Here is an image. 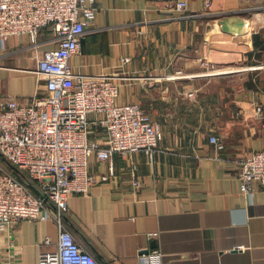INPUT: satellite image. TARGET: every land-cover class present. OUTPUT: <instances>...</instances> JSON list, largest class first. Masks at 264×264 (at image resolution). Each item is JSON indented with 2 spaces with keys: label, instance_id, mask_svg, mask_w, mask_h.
Returning <instances> with one entry per match:
<instances>
[{
  "label": "crops",
  "instance_id": "0c3cea01",
  "mask_svg": "<svg viewBox=\"0 0 264 264\" xmlns=\"http://www.w3.org/2000/svg\"><path fill=\"white\" fill-rule=\"evenodd\" d=\"M94 0L79 51L77 73H114L119 102H138L162 127L151 151L88 155L96 176L86 191H69L65 225L100 264H148L152 248L162 264H264V186L251 200L238 188L235 158L264 148V0ZM227 16V28L219 19ZM31 43L11 34L0 56V101L28 100L44 91L34 70L56 44L49 25ZM127 56L126 61L121 57ZM199 58L221 71L206 70ZM90 113L89 119L96 117ZM86 137L105 143L90 121ZM215 134L223 146L208 141ZM112 162V174L101 178ZM0 155V168L7 167ZM136 180V182H135ZM0 230V264H37L44 235L58 226L21 219Z\"/></svg>",
  "mask_w": 264,
  "mask_h": 264
},
{
  "label": "built area",
  "instance_id": "2783aa9c",
  "mask_svg": "<svg viewBox=\"0 0 264 264\" xmlns=\"http://www.w3.org/2000/svg\"><path fill=\"white\" fill-rule=\"evenodd\" d=\"M205 0V6L209 4ZM176 9L186 6L175 0ZM94 0H0V56L11 34L26 33L31 43L40 27L49 25L56 44L44 49L34 70L43 75L44 91L28 100L9 95L0 101V155L26 172L36 183L33 192L26 178L16 175L9 166L0 168V230L21 219H52L58 226L54 241L44 235L40 242L54 247L39 248L37 264H100L85 249L64 223L69 191L83 193L96 181L88 170V155L109 159L112 152L151 151L157 148L162 127L138 102H119L118 81L109 72L77 73L69 58L79 51L84 26L94 13ZM122 61L128 59L121 57ZM206 68L201 74L221 71L213 62L199 58ZM255 113L264 117L261 104ZM90 113L97 116L89 119ZM100 125L105 143L86 137L88 123ZM208 141L216 148L222 141L213 133ZM240 191L251 200L253 185L264 186V148L235 158ZM112 174L109 160L107 172ZM136 182V180H135ZM46 196V199L43 197ZM148 264H162V252H147Z\"/></svg>",
  "mask_w": 264,
  "mask_h": 264
},
{
  "label": "water",
  "instance_id": "95a60500",
  "mask_svg": "<svg viewBox=\"0 0 264 264\" xmlns=\"http://www.w3.org/2000/svg\"><path fill=\"white\" fill-rule=\"evenodd\" d=\"M219 22L221 24V28H227V16L223 15V17H221L219 19ZM2 156V155H1ZM3 159H5L6 163H8V166L13 169L14 171H16L17 173H20V169L14 165L13 163H10L5 157L2 156ZM44 199H46V196L43 197ZM64 219H67V217L64 216Z\"/></svg>",
  "mask_w": 264,
  "mask_h": 264
},
{
  "label": "trees",
  "instance_id": "16d2710c",
  "mask_svg": "<svg viewBox=\"0 0 264 264\" xmlns=\"http://www.w3.org/2000/svg\"><path fill=\"white\" fill-rule=\"evenodd\" d=\"M11 169V168H10ZM22 170V169H21ZM12 171L16 174V175H18L19 177L20 176H22V177H24V178H26L27 179V181H28V185H29V187L31 188V190L33 191V192H37V190H36V187L34 186V184H35V181L32 179V178H30V177H28V175L26 174V172L24 171V170H22V175H19L16 171H14L13 169H12Z\"/></svg>",
  "mask_w": 264,
  "mask_h": 264
},
{
  "label": "rangeland",
  "instance_id": "374dc122",
  "mask_svg": "<svg viewBox=\"0 0 264 264\" xmlns=\"http://www.w3.org/2000/svg\"><path fill=\"white\" fill-rule=\"evenodd\" d=\"M22 170L20 169V173H18L19 175H22ZM37 183V182H36ZM36 183L34 184V186H36Z\"/></svg>",
  "mask_w": 264,
  "mask_h": 264
}]
</instances>
